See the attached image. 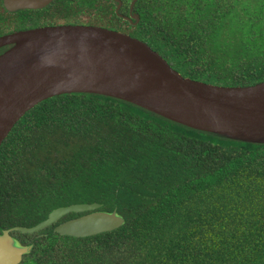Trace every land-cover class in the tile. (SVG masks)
<instances>
[{"label": "trees", "instance_id": "obj_1", "mask_svg": "<svg viewBox=\"0 0 264 264\" xmlns=\"http://www.w3.org/2000/svg\"><path fill=\"white\" fill-rule=\"evenodd\" d=\"M99 3L72 0V15L100 20ZM162 10L157 19L144 12L131 33L181 75L223 86L264 80V0H169ZM80 202L124 222L86 237L48 235L27 264H264V142L105 95H55L0 145V228Z\"/></svg>", "mask_w": 264, "mask_h": 264}, {"label": "water", "instance_id": "obj_2", "mask_svg": "<svg viewBox=\"0 0 264 264\" xmlns=\"http://www.w3.org/2000/svg\"><path fill=\"white\" fill-rule=\"evenodd\" d=\"M29 7L32 0H5ZM5 2V3H6ZM7 4V3H6ZM0 145L12 126L40 101L67 93H92L121 99L191 128L250 142H264V81L247 86L213 85L182 76L145 42L97 26H58L0 37ZM85 83L74 88L76 83ZM185 108L194 118L209 117L210 129L161 112ZM97 204H71L52 210L38 229L72 211L92 212L56 227L75 237L120 226L116 212L96 211ZM20 246L0 234V264L19 259Z\"/></svg>", "mask_w": 264, "mask_h": 264}, {"label": "flooded vegetation", "instance_id": "obj_3", "mask_svg": "<svg viewBox=\"0 0 264 264\" xmlns=\"http://www.w3.org/2000/svg\"><path fill=\"white\" fill-rule=\"evenodd\" d=\"M67 1L68 0H63V3H66ZM99 1H100L99 7H101V9L99 10L102 11L103 14L100 17L101 18L100 20H95L94 18H90L89 16H88L89 18L86 17V15L84 14L78 15V18H74L71 9L72 0L70 2H67L69 3L68 6V8L70 9L69 12L65 8L61 10L60 8L61 0H32L29 7H23L21 5H18L17 3L14 4V3L6 2L5 0H0V12L4 14V17H2V20L0 21V37L12 35L19 31H25L36 28L81 25V26H97L114 31H119L131 37L139 39L137 36L132 34L131 31H135L134 29L136 28L137 24L143 21L142 14L144 12H147L151 14V17H155V19H157V17H161V15L163 14L162 6L165 2L169 0H162L160 1V3H158L159 0H99ZM140 6H144L145 8L142 10ZM157 6L159 8H157ZM108 8L111 10H108ZM106 10H108L109 12L106 13ZM139 40L143 41L142 39ZM11 45L12 43L1 45L0 53L7 50ZM205 83H209V82H205ZM254 84H250V85H254ZM233 86H241V85H233ZM83 203L84 204L95 203L97 204V207L94 208V210L107 211L100 209L102 205L98 202L70 203L58 207L68 206L71 204H83ZM54 209L55 208H53L52 210ZM52 210H50L45 217L39 219L38 221H36L31 225L14 224L8 227L0 228V234L6 231L8 236L12 238L17 243L18 246H20L19 259L17 262L13 264H27V260L29 258L33 256L36 258L38 256V250L37 249L35 250V248H38L41 244L44 245L43 238H45L48 235H56L58 237L60 236L75 237L72 235L62 234L58 232L56 230V227L68 219L93 211V210H84L80 212L69 211L41 228L33 229L30 231L21 230V228L24 229L32 228L37 224H39L40 222L46 220L49 213ZM70 213H75V215H69ZM80 237H86V236H80ZM80 237H75V238H80Z\"/></svg>", "mask_w": 264, "mask_h": 264}, {"label": "bare ground", "instance_id": "obj_4", "mask_svg": "<svg viewBox=\"0 0 264 264\" xmlns=\"http://www.w3.org/2000/svg\"><path fill=\"white\" fill-rule=\"evenodd\" d=\"M84 84L85 83H83V81H80L76 83V86L74 88H81L83 87ZM161 112L170 117H174L175 119L183 120V121H186L187 123H191L197 126H202V127H206L210 129L216 126L214 121H212L209 117H205L201 115L202 118H194L193 115H191V113L187 111V109L185 108H181V109L167 108V109L161 110Z\"/></svg>", "mask_w": 264, "mask_h": 264}]
</instances>
